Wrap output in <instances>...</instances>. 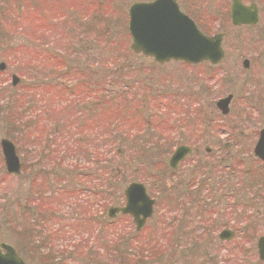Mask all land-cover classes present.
<instances>
[{
	"label": "rangeland",
	"instance_id": "rangeland-1",
	"mask_svg": "<svg viewBox=\"0 0 264 264\" xmlns=\"http://www.w3.org/2000/svg\"><path fill=\"white\" fill-rule=\"evenodd\" d=\"M135 1L149 0H0V61L6 63L0 72V139L15 144L23 163L18 176L7 175L0 151V241L13 246L27 264H115V232L126 239L134 225L129 217L110 221L112 201L86 194L88 189L100 191L113 176L108 195L113 192L115 201L123 203V190L132 181L143 183L155 198L140 240L144 235L145 240L152 235L160 240L166 227L173 232L163 244L164 255L157 256L158 264H170L175 243L179 247L184 237L192 240L185 252L188 261L193 249L196 256L200 251L207 254L212 244L211 250L217 251L222 241L217 240L220 229H215L223 221L235 235L220 245L218 264H228L225 259L233 264L236 257H241L240 264H258L256 239L264 235V167L252 156V147L264 126V43L258 38L264 11L255 29L234 28L222 12L230 0H178L204 32L224 34L225 58L216 68L206 62L158 64L129 49L127 9ZM243 1L264 9V0ZM214 14L218 19L210 22ZM86 25L101 29L102 44H95L94 33L83 31ZM79 36L85 37L84 46L91 43L85 54L98 61L89 64L95 77L86 70L82 75L73 71L86 66L78 55L84 47L77 42ZM56 56L72 69L54 79L57 69L51 61ZM242 57L250 60L247 70L241 67ZM122 63L131 67L130 75L118 81L116 75L114 80L107 77ZM11 74L19 77L15 87L10 85ZM80 76L92 77L99 88L105 84L115 95L94 88L86 99L73 94L74 87H80L77 81H83ZM44 83H51L48 90ZM54 89L65 97L57 100L51 94ZM229 93L230 111L221 115L215 102ZM11 109L24 116L19 131L8 121ZM27 120L37 136L27 135ZM146 125L148 132L143 131ZM122 139L127 154L118 157L115 150ZM180 143L194 151L171 171L168 159ZM96 155L97 170L90 160ZM105 159L114 168L111 175L105 172ZM89 197L99 203L91 205L95 202ZM70 250L73 254L67 258Z\"/></svg>",
	"mask_w": 264,
	"mask_h": 264
},
{
	"label": "water",
	"instance_id": "water-1",
	"mask_svg": "<svg viewBox=\"0 0 264 264\" xmlns=\"http://www.w3.org/2000/svg\"><path fill=\"white\" fill-rule=\"evenodd\" d=\"M128 30L131 36L130 49L135 53L153 57L159 63L169 60H179L187 63H198L208 60L216 64L224 55L221 47V34L208 36L203 34L194 22L182 13L174 0H154L148 3H133L128 8ZM231 21L234 25L255 24L257 12L254 6H243L239 0H232ZM244 67L248 66V60H243ZM4 69V63H0V70ZM18 82V78L12 75V85ZM231 95L217 101V107L223 114L228 112V104ZM259 140L254 148V153L264 159V128L259 133ZM1 152L5 168L8 173L19 171V160L15 154L13 143L2 138L0 140ZM190 149L187 146H178L169 159V167L176 168ZM126 203L121 208H110L109 216L116 212L130 213L134 216L136 228L139 229L145 219L152 213L153 199H150L145 188L140 183H130L124 190ZM142 215L140 218L139 215ZM233 233L223 230L219 237L230 239ZM0 264H25L15 253L14 249L4 243H0ZM258 254L264 260V237L257 242Z\"/></svg>",
	"mask_w": 264,
	"mask_h": 264
},
{
	"label": "trees",
	"instance_id": "trees-1",
	"mask_svg": "<svg viewBox=\"0 0 264 264\" xmlns=\"http://www.w3.org/2000/svg\"><path fill=\"white\" fill-rule=\"evenodd\" d=\"M38 6V5H37ZM89 17H92L91 15L89 16ZM78 22H79V24L80 25H82V27H85V24L83 25V22H81L80 20H77ZM76 21V22H77ZM92 28H93V30H89V25H86V29L85 30H83L82 28V30L83 31H88V32H92V34L94 33V36H95V44L96 45H99V44H102V41H101V39H100V37L101 36H99V34H100V32H101V29H99L98 27H96V26H92ZM72 33V32H71ZM72 35H74L73 33H72ZM81 35V34H80ZM85 37H81L80 38V36L78 37V44L79 45H82V46H84L83 45V41H85V39H84ZM90 42H92V43H94V41H90ZM104 42H106V43H109V41H107V40H104ZM88 44H91V43H87L86 44V46H84V47H82V49L80 50V52L78 53V55L81 57V56H83V58H84V62H85V64H86V66L85 67H82V69H84V70H81V69H79V68H75V70L73 69V71H74V73L77 75L78 73H79V75H82V74H85L83 71H88L89 73H92V76H94L95 77V75H96V73L97 72H95V71H93V70H91V69H89L90 68V63L92 64V63H94L93 61H95L96 63L98 62V61H96L95 59H93V55H90V56H86V54H85V52H86V50L87 49H89V48H91V46L90 45H88ZM95 45V46H96ZM97 47V46H96ZM98 48V47H97ZM54 59V58H53ZM55 63V66L54 67H52V68H54V69H57V71H55V74H56V76L54 77V79H57L58 77H62V76H66V74H68L69 73V70H71L72 69V67H71V65H69V62L67 63V61H65V60H62V58L60 57V56H56L55 57V59L54 60H52L51 61V63ZM100 62H101V60H100ZM106 63V62H105ZM47 65L48 66H50V62H48L47 63ZM63 66H65V70H61V71H59V68H61V67H63ZM116 67H115V70H114V75H110V76H107V77H110V78H113L115 75H116V77H115V80L116 81H118V77L120 78H122V76L124 77V76H126V75H130L131 74V67L129 66V65H127V64H116L115 65ZM51 67V66H50ZM124 70H127V71H125L123 74H122V72L124 71ZM60 72V73H59ZM54 74V75H55ZM34 77H36V76H33V77H31L32 79L34 78ZM80 77H82V76H80ZM82 79H83V81L82 80H78L77 82H79V84L78 85H80V87L79 88H76V87H74V91H73V94H77V95H80V94H83V96H82V98L83 99H86L87 98V95H88V93H90L91 91L90 90H92L93 88L94 89H96V90H101L102 91V93H104L105 95H107V96H110V94H112L113 96L115 95V91H111V90H108V89H105V84H104V88H102L101 86H100V88L97 86V85H99L97 82H94V80H92V77H90V76H88V77H82ZM123 79V78H122ZM113 80H114V78H113ZM123 81V80H122ZM94 84V86H93V84ZM51 83H44V84H41V85H43V86H46L45 88H47V90L50 88L49 86H51L50 85ZM54 85V84H53ZM53 87V86H52ZM126 92V91H125ZM52 96H54L55 94H56V99L58 100L59 98H60V96L61 95H63L64 96V94H62V90H57V89H54V91H52ZM65 97V96H64ZM103 99H104V95H103ZM115 97L112 99V101H114V105H115ZM19 100V102H21V100L17 97L16 99H15V101H18ZM13 103H14V101H13ZM10 107H12V106H10ZM64 108H66L65 107V105H63L62 106V109H64ZM61 109V110H62ZM14 110H15V107H14ZM11 114H9L8 115V121L13 125V127H16V128H18V131H19V129H20V126L22 125V119L24 118V116H20V113H19V111L17 112V113H15L12 109L9 111ZM19 115V116H18ZM15 117V119L13 120V118ZM12 122H11V121ZM17 120H19V122L17 121ZM27 123H26V127H25V131L27 132V135L28 136H37V134H35L34 133V127L30 124V121L29 120H27L26 121ZM73 123V122H72ZM72 125H74V124H72ZM28 128H30V129H33V133L32 132H29L28 131ZM36 128H37V126H36ZM145 130H146V132H148L149 130L147 129V128H145ZM12 133V135H18L19 134V132L17 133V134H15V132L14 131H12L11 132ZM16 136H14V137H16ZM13 137V136H12ZM125 140L124 139H122V140H119V147L117 148V150H115V155H117L118 157H122V156H124V155H126L127 153H126V149H127V147H126V145H124V142ZM79 149H80V147H78ZM70 149L69 148H67L66 149V152H68ZM78 150V149H77ZM110 150L108 149V150H106V152L105 153H110L109 152ZM66 152H65V154H66ZM65 154L64 155H62V156H60L58 159H62L63 160V158H65ZM114 155V156H115ZM87 159H89L88 158V156L86 157ZM91 160V162H92V164H94L95 165V170H97L98 169V167H99V156L98 155H96L95 157H93V158H91L90 159ZM104 162H105V169H107L105 172H106V174L107 173H110V175H111V170H114V168H113V166H112V169H111V167L109 168V160H103ZM120 163V162H119ZM87 173H88V170L86 171ZM59 176V175H58ZM60 177V176H59ZM113 176H108V179L107 180H105V185H107L106 187H104L103 189H101L100 191L98 190V189H96L95 191L94 190H92L91 192H90V189H88V192L86 193L88 196H95V197H98V194H100V202H103V200L104 201H106L107 200V198H109V200H110V202L111 203H113L114 202V200H115V197L113 196V192H112V197L111 196H109L108 194L110 193V190H111V178H112ZM90 178V177H89ZM95 179H96V177H95ZM102 185V184H101ZM65 190L66 191H69L68 189H66L65 188ZM71 190V189H70ZM105 190V191H104ZM113 200H112V199ZM93 199L95 200V203L97 202V200L93 197ZM103 199V200H102ZM88 201L90 202V200L88 199ZM94 204V203H93ZM93 204H91V205H93ZM172 238V236H165V239L167 240L168 238ZM171 240V239H170ZM184 241H185V244L184 245H182L183 247H188L187 246V239L186 238H184L183 239ZM148 247H146L144 250H138L137 252H134V255H132L131 253H125V252H121V250L119 251V247L118 246H116V244H115V258L113 257V256H111L112 258V260L113 259H115V264H145V263H143L142 261L144 260V259H146L147 260V262H146V264H158V263H160L161 261L160 260H158L157 259V256L158 255H160V256H163L164 255V253H165V248H164V245H160L159 243H158V241H156V242H154L153 244H148L147 245ZM163 246V251H161V247ZM178 244L177 243H175V246L173 247V249H172V256L173 255H175V258L170 262V264H178V262H179V259L176 257V252H177V250H178ZM144 251H146V253H148L147 254V256L146 255H144ZM132 252V253H133ZM70 253L68 252L67 254H66V257L67 258H70V256H71V254L69 255ZM130 254H131V256H132V259L130 260L129 259V257L128 256H130ZM180 254L182 255V258L183 259H185L184 261H182L183 262V264H191L189 261H188V259L186 258V255H185V252L183 251V252H181L180 251ZM202 259V262H201V264H205L206 262H208L209 264H218L219 262H218V259L217 258H211V259H208L207 258V255L206 256H204V258L202 257L201 258ZM157 260V261H156ZM242 262V260H241V257H239V259H237V257H236V261H233V264H240ZM58 264V263H57ZM98 264V263H97Z\"/></svg>",
	"mask_w": 264,
	"mask_h": 264
},
{
	"label": "flooded vegetation",
	"instance_id": "flooded-vegetation-1",
	"mask_svg": "<svg viewBox=\"0 0 264 264\" xmlns=\"http://www.w3.org/2000/svg\"><path fill=\"white\" fill-rule=\"evenodd\" d=\"M244 4H252V3H254L256 6H257V13H258V21H257V23L255 24V25H253V26H251V25H243V26H239L238 28H245V29H247V28H250V29H255L256 28V26H258V23H259V21H260V16L263 14V11H264V9L263 8H261V6H260V4L258 5L256 2H254V1H243V0H241ZM256 1H258V0H256ZM230 4H231V0H230V2H229V4H227V2H225L224 4H223V6H224V9H222V12H224L225 14H227L228 16H229V10H230ZM188 7H190L189 5H188ZM262 32H261V34H260V32H259V34H258V38L261 36L262 37V34H263V32H264V28H263V30H261Z\"/></svg>",
	"mask_w": 264,
	"mask_h": 264
}]
</instances>
